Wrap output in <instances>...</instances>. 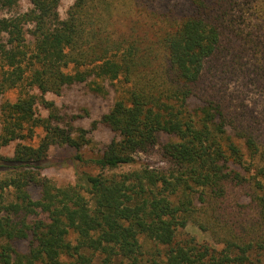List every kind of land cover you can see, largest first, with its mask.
Returning <instances> with one entry per match:
<instances>
[{"label": "trees", "instance_id": "1", "mask_svg": "<svg viewBox=\"0 0 264 264\" xmlns=\"http://www.w3.org/2000/svg\"><path fill=\"white\" fill-rule=\"evenodd\" d=\"M21 1L0 0V98L19 90L0 110V264H264V0H74L65 18L62 0H27L4 14ZM135 8L152 34L120 29ZM107 82L126 88L91 130L114 138L88 161L96 174L59 186L43 174L51 147L85 160L91 130L47 95L103 96ZM157 146L168 167L138 163ZM190 222L224 231V248L184 236Z\"/></svg>", "mask_w": 264, "mask_h": 264}, {"label": "rangeland", "instance_id": "2", "mask_svg": "<svg viewBox=\"0 0 264 264\" xmlns=\"http://www.w3.org/2000/svg\"><path fill=\"white\" fill-rule=\"evenodd\" d=\"M74 0H62L61 6L59 8L60 14L63 18L67 15L68 8L73 4ZM30 8V3L27 0H22L20 6L13 10L5 12L4 14L7 16L15 15L17 12H23ZM140 9H134L133 12L126 16L129 20L127 23H124L120 26L122 30H130L135 33L144 34L150 33L152 34L153 29V21L150 16H147L148 13L143 12L139 13ZM108 89V94L99 96L91 92L90 88L84 84L73 85L71 87H67L64 89L61 95H55L53 93H49L47 95V99L53 101L57 108L58 113L65 118L66 121H70L73 117L78 116V119L73 122V124L78 128H84L87 130L92 129V123L96 120H99L105 113H107L115 101L120 98L126 86L122 82H118L115 84H110L109 82L105 83ZM19 90L14 89L9 91L3 98H0V110L1 105L4 100H9L11 102H15L17 97L19 96ZM262 107L259 108L258 111L264 110V103H262ZM40 113L42 116L47 117L48 111L42 107H40ZM36 133L39 137L44 135V132L41 128L36 130ZM37 137V136H36ZM89 137L92 139V143L88 146H84L80 153L82 154L85 160H78L76 158L77 152L66 145L52 146L49 151V161L43 174L52 180H54L59 186H66L70 184H74L76 182L77 177L84 173L89 172L96 174L98 170L95 169L91 162H88L91 159L97 158L102 154L105 147L111 142L114 138V134L107 128L98 125V127L94 130H91ZM169 138L162 137V141L166 142ZM39 138L37 137L36 143ZM16 143L11 144L10 146L4 148L2 152L4 154L10 153ZM161 147L157 146L154 150L147 154H139L138 163L143 165H148L152 168H164L168 167V161L163 157L161 153ZM125 169H128L126 167ZM247 189L236 188L234 192L230 193V197L232 200H229V204L233 202L239 194L247 193ZM37 193L34 194V198H37ZM240 203L243 205H248L249 198L246 196H242ZM250 211L251 209L246 207L245 209L240 210L241 218H245L247 220L250 219ZM227 219L236 220L237 214L231 213L227 216ZM182 234L186 237H192L198 244H206L218 252H220L224 248V243H222V239H224L225 232L221 231L219 233H214V237L212 232L204 231L200 229V227L190 222L185 229L182 230ZM73 238V237H72ZM16 246L21 251H26L29 247V241H18ZM148 245L146 247L147 250H152ZM260 258L264 260V252L260 255ZM148 259V258H146ZM72 259H65V262H71ZM115 263H120V261H116ZM94 264H103L102 256H97L95 258ZM149 264V263H146Z\"/></svg>", "mask_w": 264, "mask_h": 264}]
</instances>
